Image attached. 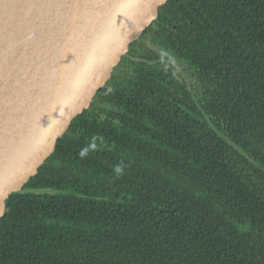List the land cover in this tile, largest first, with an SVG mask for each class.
<instances>
[{"label": "trees", "instance_id": "16d2710c", "mask_svg": "<svg viewBox=\"0 0 264 264\" xmlns=\"http://www.w3.org/2000/svg\"><path fill=\"white\" fill-rule=\"evenodd\" d=\"M141 37L6 199L0 264H264V0H165Z\"/></svg>", "mask_w": 264, "mask_h": 264}, {"label": "water", "instance_id": "95a60500", "mask_svg": "<svg viewBox=\"0 0 264 264\" xmlns=\"http://www.w3.org/2000/svg\"><path fill=\"white\" fill-rule=\"evenodd\" d=\"M164 1L0 0V217Z\"/></svg>", "mask_w": 264, "mask_h": 264}, {"label": "rangeland", "instance_id": "374dc122", "mask_svg": "<svg viewBox=\"0 0 264 264\" xmlns=\"http://www.w3.org/2000/svg\"><path fill=\"white\" fill-rule=\"evenodd\" d=\"M141 36V35H140ZM140 36L136 39V40H143L145 42V44L153 47V45H151L150 41L148 38H145V37H141ZM153 48L157 49L156 46H154ZM164 53V52H163ZM165 54V53H164ZM167 55V54H165ZM168 61L173 63L174 65H178L179 69L181 70V72L183 73V75L188 79V80H191L192 77L191 75L188 73V72H185L183 67L179 64H177V62L172 58V57H168ZM127 69V67L124 65V64H121V65H118L114 68V70H112V73L110 74V76L113 74L115 76V78H112L109 77V81L110 80H116V78H119V76L125 78V70ZM117 76V77H116Z\"/></svg>", "mask_w": 264, "mask_h": 264}, {"label": "flooded vegetation", "instance_id": "af4514ba", "mask_svg": "<svg viewBox=\"0 0 264 264\" xmlns=\"http://www.w3.org/2000/svg\"><path fill=\"white\" fill-rule=\"evenodd\" d=\"M162 52V51H161ZM127 55H129V53H127ZM185 77V76H184ZM186 78V77H185ZM186 80H188L187 78H186Z\"/></svg>", "mask_w": 264, "mask_h": 264}]
</instances>
